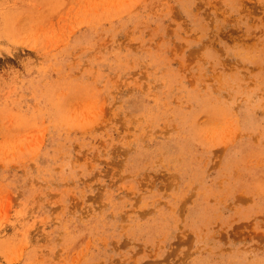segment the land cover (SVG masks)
Returning <instances> with one entry per match:
<instances>
[{
	"label": "rangeland",
	"instance_id": "1",
	"mask_svg": "<svg viewBox=\"0 0 264 264\" xmlns=\"http://www.w3.org/2000/svg\"><path fill=\"white\" fill-rule=\"evenodd\" d=\"M0 264H264V0H0Z\"/></svg>",
	"mask_w": 264,
	"mask_h": 264
}]
</instances>
